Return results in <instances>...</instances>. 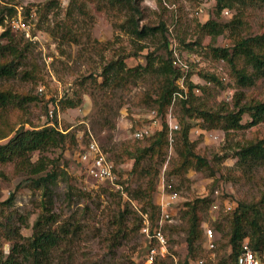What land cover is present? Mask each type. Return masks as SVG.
Here are the masks:
<instances>
[{
	"label": "rangeland",
	"instance_id": "obj_1",
	"mask_svg": "<svg viewBox=\"0 0 264 264\" xmlns=\"http://www.w3.org/2000/svg\"><path fill=\"white\" fill-rule=\"evenodd\" d=\"M72 2L0 0V6L14 8L8 20L21 15L30 24V36L13 30L11 38L23 48L21 68L37 67L34 77L23 75L20 69L15 77L1 80L0 84L9 83L16 89L38 95L40 101L29 104L28 118L37 126L56 124L62 130L67 127L77 139L76 143L67 142L46 151L44 155L49 158L45 161L46 168L37 174L17 173L14 164L0 163V256L6 258L14 243L28 245L29 239L34 238L33 226L40 215L52 212V227L62 237L51 256L42 259L40 264H144L147 239L136 211L141 200L135 190L146 187L151 161L144 162L143 171L132 174L129 171L133 159L128 154L135 155L151 140L132 138L131 126L141 125L145 121L144 115L153 108L150 103L142 102L141 94L152 89L157 77L154 70L169 54L159 33L138 39L120 26L121 19L111 14H95V21H89L75 6L71 7ZM216 4L217 0H143L140 24L165 22L167 39L177 46L182 58L189 63L198 58L185 80L186 99L190 100L188 105L198 110H217L223 108L222 102H229V108L233 109L232 99L238 90L246 93L243 102L264 101V77L252 86L240 87L232 75L231 66L224 60H216L211 52L217 46L232 47L241 36L263 33L264 3L247 7L241 0H230L228 13L224 12L226 8L219 13ZM87 6L92 10L91 5ZM243 10V20L234 21L233 18ZM211 18L229 25L216 37L202 36L200 24ZM1 40L7 42L8 38ZM93 40L110 41L111 45L99 50ZM150 52H154L155 69L130 88L112 90L109 86L102 89L95 85V79L103 81V67L120 53L135 54L125 60L128 67H135L145 66ZM203 71L215 73L218 79L208 81L202 75ZM190 83L195 86L191 95ZM77 94L83 97L79 106L63 109L58 105L59 101L75 98ZM182 99L180 94L175 95L168 108V112L179 121L184 115ZM50 110H53V116ZM198 110L185 117L191 125L190 139L197 143L196 151L208 159L216 173L212 175L210 169L194 165L185 177L170 174L169 169L176 162L178 151L176 143L172 150L169 146L166 160L156 177L154 202L159 200L163 179L180 193L182 202L175 210V223L166 229L172 255L156 264H175L176 260L183 264L187 260L188 202L207 197L214 201L218 189L221 201L229 197L250 204L258 202L264 190V164L243 167L237 157L240 145L264 137V121L251 126V117L245 114L243 127L230 130V133L215 129L222 138L213 140L202 132L205 123ZM223 110L227 112V107ZM173 134L178 140V132ZM92 139H96L101 148L116 160L118 182L129 186L132 200L120 198V190L111 182L88 176L81 153ZM40 156L39 151L34 152L32 160L37 161ZM49 172L56 173L54 181L44 185L36 182L39 176ZM12 192H15L14 201L2 204ZM211 207L212 203L200 204L204 223L216 232L217 248L207 250L205 236L202 246L206 256L221 260L228 258L231 252L228 245L230 215L218 213ZM126 208L123 232L117 234L114 220L120 210ZM215 220L222 222L221 230L214 226ZM62 225L69 231L61 232ZM1 250H4L3 254ZM27 251L28 248L20 255L22 264H35V256Z\"/></svg>",
	"mask_w": 264,
	"mask_h": 264
},
{
	"label": "trees",
	"instance_id": "obj_2",
	"mask_svg": "<svg viewBox=\"0 0 264 264\" xmlns=\"http://www.w3.org/2000/svg\"><path fill=\"white\" fill-rule=\"evenodd\" d=\"M142 1L143 0H73L71 7L75 6L83 16L89 18V21H95V14H111L118 19H121L120 26L127 28L128 32L136 36L138 39H145L149 36L159 33L163 39V45L168 51V57L158 65L154 66V52L147 54V64L145 66L138 65L135 67H128L126 59L135 54L120 53L116 59L107 63L101 72L103 77L102 82L95 79V85L100 88L107 86L112 90L123 87L128 89L136 83L139 78L146 77V75L154 70L157 77L152 83V89L144 91L141 94L142 102H148L153 107L150 110H156L161 117L160 127L151 136L145 137L144 140L150 138L151 142L148 146L137 150V153L128 154V157L133 159L131 165L132 174H137L143 171L144 162L150 160V177L146 187L142 190L136 189L135 192L141 200V204L136 210L140 217V225H143L142 213H148L152 226H154L159 217V207L154 202V193L156 191V177L160 172L161 165L165 162L168 148H169V125L167 122L168 108L172 103L175 93L182 92L179 78L182 76V71L174 64V54L172 44L167 39V25L161 21L159 25H141L142 19ZM244 6H252L257 3H264V0H241ZM230 0H217V9L220 13L223 9L229 6ZM91 5V9L87 5ZM225 11V10H224ZM14 8L0 6V81L10 80L15 77L17 73L22 71L23 75L34 77L37 72V67L25 70L23 66L24 54L23 48L18 44L14 38H11L12 28L8 23V16L13 15ZM241 17V18H240ZM245 17L244 10L239 16L233 18L234 21L241 22ZM233 21V22H234ZM228 23L219 21L217 19H208L205 23L200 24V34L202 36L209 35L216 37L226 30ZM8 38L7 42H2L1 39ZM77 39V38H72ZM95 47L99 50H104L111 45V42H100L93 40ZM32 44V42H28ZM212 56L216 60H224L232 68V75L235 77L237 84L240 87L252 86L261 77H264V32L246 37H240L235 41L232 47H213L211 49ZM137 54V53H136ZM196 64V61L190 63L191 67ZM153 72V71H152ZM208 80H217L215 73L201 72ZM189 75V74H188ZM188 77V76H187ZM222 80V79H221ZM192 83L189 84L191 95L194 89ZM187 94H184L182 99L184 115L181 121L177 119L180 124L178 132V140L175 138L177 144L178 158L176 162L170 167L169 173L185 177L186 173L192 166L199 168H207L211 170V174L215 175L216 169L205 156H202L196 151V142L190 139L191 125L186 121V116L193 115L194 111L198 109L193 108L190 100L186 99ZM246 93L238 90L232 99L234 108H229V102H222V109H200L199 115L205 123V131H214L221 129L224 132L230 133V130L243 127L242 120L245 114L251 117L250 125H257L264 121V101H247ZM40 101L38 95L26 93L16 89L9 83L0 84V163H12L15 165V171L28 172L37 174L45 170V161L49 158L44 153L52 148L61 147L68 143H76V135L71 131L60 129L56 124L47 126H37L29 118V104ZM82 95L77 94L75 98H67L59 101L58 105L63 108H74L82 104ZM227 107V112H224V107ZM5 141V142H3ZM177 141V142H176ZM39 151L41 154L39 160L33 161L32 155ZM237 157L238 163L241 166H253L255 164H264V137H260L254 141H249L238 147ZM110 158L116 165V171L119 175L118 164L111 156ZM56 173L49 172L45 176H39L36 179L38 184H47L48 181H54ZM123 185V192L120 198L125 201L132 200L129 186ZM129 197V198H128ZM15 199V192H12L2 204H10ZM233 199V198H232ZM130 200V201H131ZM236 207L228 214L230 215V231L228 233V245L231 252L228 258L217 260L214 258L215 264L231 263L237 264L242 253L243 243L248 240L252 250L263 255L264 254V190L258 202L244 203L236 199ZM211 204L213 200L210 198L195 199L188 202L189 208L187 211L188 217V236L187 260L183 264H188L191 260H196L201 257H208L205 255L203 248V238L205 233L204 221L201 214L200 204ZM120 210L119 216L115 218L114 222L117 227L116 233L123 232L122 227L125 226L126 211ZM54 222L52 212L43 213L33 226L34 238L29 239L28 245L14 243L10 253L7 257L0 256V264H22L20 255L28 248L27 252L35 256V264L42 263V259H48L54 248L62 237L56 230L53 229ZM214 226L222 229V222L215 220ZM171 227V226H170ZM68 232L69 228L62 225L61 232ZM217 244V240H216ZM20 246V247H19ZM217 248V247H216ZM215 248V249H216ZM4 250H1L3 254ZM206 252V251H205Z\"/></svg>",
	"mask_w": 264,
	"mask_h": 264
},
{
	"label": "built area",
	"instance_id": "obj_3",
	"mask_svg": "<svg viewBox=\"0 0 264 264\" xmlns=\"http://www.w3.org/2000/svg\"><path fill=\"white\" fill-rule=\"evenodd\" d=\"M229 10L224 12L228 13ZM14 31H22L30 36V24L27 23L21 15L12 17L8 22ZM3 29V28H1ZM174 54V64L181 69L182 76L178 83L182 92H177L184 97L186 93L185 80L190 71V63L184 60L179 53L177 46L172 44ZM193 61L198 62V58ZM42 91L43 88H40ZM174 95V96H175ZM50 115L53 116V110H50ZM145 121L139 126H131V136L134 139H143L151 136L161 125V117L156 110H149L144 115ZM167 122L169 125V146L172 150L175 143L174 132L180 129V124L177 118L171 113H167ZM207 137L213 140L222 138L216 131H202ZM81 161L88 176L98 181H109L114 184L120 191L123 192V186L118 182V174L116 165L110 156L101 148L96 139H92L83 149L81 153ZM161 191L157 205L159 207V217L154 226H152L148 213H142L143 225L141 227L142 233L147 239L146 254L144 264H156L167 260L172 253L170 252V241L166 233L168 225L175 223V210L182 202V196L174 189L173 185L165 179L161 182ZM221 193L218 189L215 190V200L212 203V209L218 213L230 214L236 207V202L232 198H225L220 200ZM205 227V241L204 247L213 251L216 247V232L215 230L204 223ZM174 257V256H173ZM175 258V257H174ZM214 257H201L196 260H191L188 264H215ZM177 260H176V263ZM231 264V263H223ZM237 264H264V254L261 255L252 250L251 246L246 240L242 246V253Z\"/></svg>",
	"mask_w": 264,
	"mask_h": 264
}]
</instances>
